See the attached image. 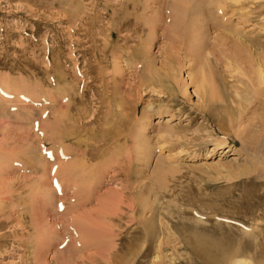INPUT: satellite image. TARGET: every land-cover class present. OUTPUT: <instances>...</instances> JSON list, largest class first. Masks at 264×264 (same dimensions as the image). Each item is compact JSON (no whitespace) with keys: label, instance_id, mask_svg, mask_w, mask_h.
Wrapping results in <instances>:
<instances>
[{"label":"rangeland","instance_id":"1","mask_svg":"<svg viewBox=\"0 0 264 264\" xmlns=\"http://www.w3.org/2000/svg\"><path fill=\"white\" fill-rule=\"evenodd\" d=\"M172 1L0 0V167L9 166L12 156L33 162H29L31 168L27 172L25 168L16 167L10 174L2 171L5 168H0V179L4 172L6 176L3 175V179L8 182L0 181V192L5 191L1 194L24 200L26 209L24 212L23 208L14 209L15 200H4L5 208L0 212V220L6 219L10 225L3 232L18 231L20 234L0 242V264H31V258L41 254V251L36 253L39 247L52 239L58 242L62 225L71 224L74 216L81 218L80 212H93L100 200L109 194L121 192L124 193L121 195L123 202L116 205L117 217H112L111 224L115 221L113 227L117 224L116 230H123V235L129 238L127 240L133 242L135 237V241L129 246L131 250L118 258L115 256L117 260L125 259V264L133 261L136 252L140 251L137 248H142L145 241L141 222L150 219L155 225V235L151 240L153 245L146 243V258L140 259L145 264L153 259L155 248L162 241L166 248L161 258L165 261L173 259L177 264H215L218 259L220 262L216 264H233V259H239L240 255L241 259L252 264H264V83L259 71L261 69L264 75V0L228 1L230 6L222 4V16L216 17L220 25L218 30L211 29L209 26L212 24H202L203 62L193 54L191 43L182 34L179 38L170 32L168 14ZM151 19L156 23H151ZM120 23L126 26L120 27ZM132 60H136L138 66ZM55 62H61V69L58 64L53 65ZM201 63L206 65L202 71ZM205 71L209 72L207 88L211 90V101L214 102L213 118L209 116L210 119L203 117L201 109L205 98L204 90L201 91V78ZM59 74H64L63 78ZM161 79L165 88L170 87L169 84L173 88L161 90ZM70 99L73 115H89L90 118L84 120L86 125L82 131L86 135L82 136V143L91 139L89 132L106 127L109 131L121 128L125 137L121 135L116 143L119 147L114 144L115 148L112 146L110 151L107 150L106 153L117 152L119 162L111 163L112 167L106 172L108 178L98 188L93 201L78 215H67L66 218L44 211L43 203H39L42 202L40 183L45 184L40 179L42 169L40 171L39 167L48 159L51 166L57 167L55 150L61 142L53 138L49 126L67 112L64 110ZM117 100L127 115L135 110V118L130 124L118 122L121 110L117 109ZM240 103L244 111H239ZM112 110H117L115 114L118 117L110 125L108 114ZM231 116L235 117L234 120ZM93 120L95 122L90 124ZM215 120L226 124L224 130L218 131ZM228 120L234 121L231 123L233 129L232 125L228 127ZM68 126L66 122L62 129L70 131ZM76 127L77 124L74 125ZM74 138L61 136V140L66 139L63 143L68 145L69 141L75 143ZM136 138L152 150L150 158H145L137 149ZM27 149L32 152L22 155ZM73 158L78 159L73 156L70 160ZM70 160L64 159L63 162ZM96 160L95 166L104 159ZM34 164L39 170L37 174L32 170ZM129 166L134 174L129 181L134 184L133 192L122 189L125 183L128 184L126 181L122 183V179L109 182L110 176L115 174V167ZM5 187L9 188L8 194ZM1 194L0 201L2 196L7 198ZM134 194L144 197V206L134 207ZM56 196L57 199L61 197L59 194ZM20 215L24 218L19 222ZM94 216L97 217V213ZM40 234L42 236L39 237ZM71 236L75 241L77 235ZM31 242L34 249L27 247ZM125 243L128 245L126 240ZM196 246L204 248L199 250ZM212 247L211 252L216 259L210 254L209 248ZM191 248L199 250L195 251L198 252L196 256ZM190 252L195 256L194 260ZM86 257L69 258L66 249L49 247L41 264H53L54 261L56 264H92V259ZM90 257H98L97 263L110 264L99 255ZM199 259L203 261L200 263Z\"/></svg>","mask_w":264,"mask_h":264},{"label":"bare ground","instance_id":"2","mask_svg":"<svg viewBox=\"0 0 264 264\" xmlns=\"http://www.w3.org/2000/svg\"><path fill=\"white\" fill-rule=\"evenodd\" d=\"M39 1V0H38ZM135 1V0H133ZM156 1V0H155ZM232 2L231 0H173L172 1V4H171V9L169 11V17H168V24L170 23L171 25V33L179 36V38L181 37L180 35L182 34L183 38H186L188 40V42L191 43V46H192V52L193 54L198 58V60H200L201 62H203V43H202V39H203V28H202V24L205 23H209V24H212L211 26H209L211 29L213 30H218V28L220 27V25L218 24V22L216 21V17L218 18V16H222V4L223 5H226L227 7L230 6V3L228 2ZM148 2V1H147ZM154 2V1H153ZM161 2V0H160ZM159 2V3H160ZM163 2V1H162ZM234 2V1H233ZM236 2V1H235ZM80 3V1H79ZM133 3V2H132ZM144 3V2H143ZM166 3V1H165ZM137 4V2H136ZM154 4V3H153ZM239 4V3H238ZM134 5V3H133ZM132 5V6H133ZM162 5V4H161ZM122 6V5H121ZM125 6V5H124ZM140 6V5H138ZM126 7V6H125ZM146 7V6H145ZM224 7V6H223ZM82 8V6H81ZM132 8V7H131ZM137 8V7H136ZM144 8V7H143ZM29 9V8H28ZM125 9V8H124ZM156 9V8H155ZM154 9V10H155ZM234 9V8H233ZM136 10V9H135ZM147 10V9H145ZM61 11V10H60ZM77 11V10H75ZM74 11V13H75ZM82 12V10H80ZM127 11V10H126ZM80 12V13H81ZM88 12V11H87ZM128 12V11H127ZM222 12V13H221ZM79 13V14H80ZM117 13V12H116ZM126 13V12H125ZM68 14V13H67ZM118 14V13H117ZM162 14V13H161ZM165 16L167 15L166 13H164ZM55 15V14H54ZM75 15V14H74ZM124 15V14H123ZM136 15V14H134ZM133 15V16H134ZM158 15V14H157ZM78 16V14L76 15ZM80 16V15H79ZM78 16V17H79ZM132 16V15H131ZM77 17V18H78ZM85 17V16H84ZM125 19H126V16H124ZM130 17V16H129ZM127 16V18H129ZM139 17V16H138ZM140 17H142L140 15ZM70 18V17H69ZM74 18V16H73ZM76 18V17H75ZM82 18V17H81ZM115 18V17H114ZM167 18V17H166ZM86 19V18H85ZM124 19V20H125ZM139 19V18H137ZM220 19V18H219ZM70 20V19H69ZM75 20V21H74ZM74 23L76 22V19H74ZM79 20V19H78ZM123 20V21H124ZM141 20V19H140ZM161 20V18H160ZM122 21V22H123ZM126 21V20H125ZM144 20H142V23ZM162 21V20H161ZM167 21V20H166ZM71 22V21H70ZM83 22V21H82ZM115 22V21H114ZM119 22V21H118ZM131 22V21H130ZM136 24L137 22H139V20L134 21ZM151 23H154L155 22V19L150 21ZM78 23V22H77ZM116 23V22H115ZM114 23V24H115ZM134 23V24H135ZM141 23V22H140ZM141 23V24H142ZM156 23V22H155ZM70 24V23H69ZM80 24V23H78ZM77 24V25H78ZM82 24V23H81ZM132 24V23H131ZM139 24V25H141ZM150 24V23H149ZM164 24V23H163ZM75 25V24H74ZM84 25V24H83ZM146 25V24H145ZM161 25V24H160ZM72 26V25H71ZM111 26V25H110ZM118 26V25H116ZM115 26V27H116ZM125 25H121L120 23V27H125ZM143 26V25H142ZM73 27V26H72ZM78 27H80V25H78ZM132 27V26H131ZM135 27V26H134ZM146 27V26H144ZM156 27V26H155ZM170 27V26H169ZM222 27V26H221ZM77 28V27H76ZM82 28V26H81ZM80 28V29H81ZM85 28V27H83ZM119 28V26H118ZM117 29V28H116ZM137 29V28H136ZM139 29V27H138ZM146 29V28H145ZM75 30V29H74ZM79 30V29H78ZM77 30V32H78ZM86 29L83 30V32L85 31ZM108 30V29H107ZM111 30V29H110ZM113 30V29H112ZM115 30V29H114ZM124 30V29H123ZM128 30V28H127ZM151 30V29H150ZM221 30V29H220ZM121 31V30H119ZM126 31V30H125ZM124 31V32H125ZM134 31V30H133ZM136 31V30H135ZM142 31V30H140ZM146 32V30H144ZM167 31V30H166ZM224 31V30H223ZM75 32V31H74ZM108 32V31H107ZM123 32V31H122ZM121 32V34H122ZM123 32V33H124ZM130 32V31H129ZM139 32V31H138ZM138 32H137V35H138ZM169 32V31H168ZM118 34V30L116 32ZM126 33V32H125ZM136 33V32H134ZM141 33V32H140ZM151 33H152V30H151ZM81 34V33H80ZM120 34V33H119ZM127 34V33H126ZM133 34V33H132ZM74 35V34H73ZM79 35V34H78ZM116 35V34H115ZM123 35V34H122ZM136 35V34H135ZM141 35V34H140ZM139 35V36H140ZM89 36V35H88ZM92 36V35H91ZM131 36V35H130ZM134 36V34H133ZM168 36V35H167ZM172 36V35H171ZM86 37V35H85ZM84 37V38H85ZM90 37V36H89ZM127 37V36H126ZM125 37V38H126ZM132 37V36H131ZM175 37V36H174ZM75 38V37H74ZM82 38V37H81ZM87 38V37H86ZM110 37H108L109 39ZM124 38V39H125ZM130 38V37H129ZM133 38V37H132ZM77 39V38H76ZM75 39V40H76ZM125 40H128V39H125ZM177 39H175L174 41H176ZM181 41V40H180ZM64 42V41H63ZM93 42V41H92ZM94 43V42H93ZM45 44V43H44ZM86 44V43H85ZM89 44V42H88ZM188 44V43H187ZM106 45V44H105ZM25 46V45H24ZM95 47V46H94ZM116 47V46H115ZM114 48V47H113ZM86 49V48H85ZM88 49V48H87ZM90 50V48H89ZM79 51V50H78ZM83 51V50H82ZM119 51V49H118ZM47 52V51H46ZM50 52V51H49ZM90 52V51H88ZM103 52V51H102ZM112 52H115L114 50ZM121 52V51H120ZM136 52V51H135ZM98 53V52H97ZM111 53V52H110ZM134 53V52H133ZM79 53H77L78 55ZM81 54V53H80ZM93 54V51L92 53ZM120 54V53H119ZM128 54V53H126ZM131 54V53H130ZM50 55V53H49ZM70 55V54H69ZM114 55L116 56V53H114ZM190 55V54H189ZM46 56V55H45ZM57 56V54H56ZM55 56V57H56ZM94 56V55H93ZM99 56V55H98ZM104 56V55H103ZM118 56V55H117ZM125 56V55H124ZM82 57V56H81ZM111 57V56H110ZM134 57V56H133ZM193 57V56H191ZM45 58V57H44ZM88 58V57H86ZM102 59V57H100ZM115 58H118V57H115ZM57 59V57L55 58ZM82 59V58H81ZM132 59V57H131ZM196 59V58H195ZM205 59V58H204ZM207 59V58H206ZM116 60V59H115ZM118 60V59H117ZM59 59L56 61L58 62ZM83 62H86V60H82ZM88 61V60H87ZM96 61V60H95ZM133 61V60H132ZM135 61V62H134ZM133 63L138 66L136 64V60H134ZM53 64V65H56L58 63ZM105 62V61H104ZM61 62H59L60 64ZM44 64V63H43ZM58 64V68L61 69V67H59L60 65ZM85 64V63H84ZM51 66V65H50ZM55 66V67H56ZM135 66V67H136ZM206 65H203V63H201V71L205 68ZM46 67V66H45ZM136 69V68H135ZM63 70V69H62ZM90 70V69H89ZM206 70V69H205ZM60 71V70H59ZM260 71V75H261V81L262 83H264V75H263V71H261V69H259ZM77 72V71H76ZM117 72V71H116ZM115 72V73H116ZM120 72V71H119ZM62 73V71L60 72ZM64 73V72H63ZM67 73V72H66ZM64 73V74H66ZM207 73L209 72H206L204 73V76L202 75V78H201V91H203L202 93L205 95V98H204V105L201 107L202 109V113H203V117H211L213 114V112L211 110H213L212 108V94H211V90H208L207 88V85H208V75ZM64 74H59V77L60 78H63V75ZM88 74V73H87ZM139 74V73H138ZM58 75V73H57ZM70 75V74H69ZM98 75V74H97ZM101 75V73H100ZM116 75V74H115ZM210 75V74H209ZM99 76V75H98ZM121 76V75H120ZM97 77V76H96ZM116 77V76H115ZM143 77V75H142ZM65 78V77H64ZM104 78V77H103ZM138 78V77H137ZM152 78V77H151ZM101 79V77H100ZM118 79V78H117ZM146 79V78H145ZM144 79V80H145ZM148 79V78H147ZM153 79V78H152ZM158 79V78H157ZM163 79V78H162ZM162 79L159 81L160 82V88L161 90H165V91H168L167 89L170 88V90L173 88V85L172 84H169L170 87H166L164 86V80L162 81ZM141 80V79H139ZM115 80H113L112 82H114ZM142 81V80H141ZM153 81V80H152ZM145 82V81H144ZM143 82V83H144ZM149 82V81H148ZM154 82V81H153ZM69 83V81H68ZM107 83V82H106ZM105 83V84H106ZM115 83V82H114ZM142 83V82H141ZM155 83V82H154ZM65 84V82H64ZM67 84V83H66ZM74 84V82H71V85ZM86 84V83H85ZM84 84V85H85ZM101 84V83H100ZM153 84V83H152ZM167 84V85H168ZM58 85V84H57ZM115 85V84H114ZM143 85V84H142ZM75 86V84H74ZM118 86V85H117ZM76 87V86H75ZM78 87V86H77ZM102 87V86H101ZM114 87V86H113ZM116 87V86H115ZM69 88V87H68ZM84 89V88H83ZM107 89V88H106ZM159 89V88H158ZM80 90V89H79ZM100 90V89H99ZM114 90V89H113ZM116 90V89H115ZM118 91V90H117ZM116 92V91H115ZM58 93V92H57ZM83 93V92H82ZM104 93V91H103ZM64 94V93H63ZM98 94V93H97ZM115 93H113L114 95ZM119 94V92H118ZM122 94V93H121ZM168 94V92H167ZM108 95V94H107ZM177 95V94H175ZM203 95V96H204ZM64 96V95H63ZM111 96V95H110ZM95 97V96H94ZM102 97V96H101ZM100 97V98H101ZM176 97V96H175ZM97 98V97H96ZM171 98V97H170ZM174 98V97H172ZM177 100V99H176ZM72 99L68 100V104H67V108L66 110L64 111H67L66 113H63L61 116H59V118L51 125L49 126V129L52 131V134H53V138L54 139H57L59 140L60 145L59 147L56 148L55 150V156H56V160L55 158L51 157L53 160L57 161L58 164L57 167L55 165L51 166L49 163L51 162V160H47V162L44 163L43 161V164L41 162L42 165H40V171L42 169V175L40 176V179L43 180V182L45 183L43 185V183H40V181H38L40 183V190H39V195L40 197L42 198V202H39V203H43V208L45 209L44 211L46 212H52V214H54V216H58L60 217V214H61V217H65L67 218V215H72L74 216V214L78 215L79 214V211L81 209H85V206L88 205L89 203H91V201H93V198L95 195H97V191L99 187H101V185L103 184V182H105V179H106V172L108 171V168H111L113 164H111L113 161H118V158L117 157V152H111V153H106L107 150L109 149L110 151V147H112L114 144H115V147L118 145L116 143L119 142V139L122 135V137H125V135L123 134V132H121V128L120 129H115V130H111L109 131L108 127L104 128V129H99V130H92L91 132H89V136H91V139H89L88 141L85 140V142L82 143V136L86 135L85 133H83L84 131H82V128L86 125L85 121L87 119H90L89 118V115H86L85 117H82L81 114L79 115H73L71 113V108L72 107ZM118 101V100H117ZM74 102V101H73ZM102 102V101H101ZM100 102V103H101ZM119 102V101H118ZM106 103V102H105ZM214 103V102H213ZM248 103V101H247ZM63 104V103H62ZM66 105V104H65ZM240 105V110H243L244 111V108L241 107V103L239 104ZM238 105V106H239ZM214 106V105H213ZM75 107V106H74ZM73 109H76L74 108ZM230 107V106H229ZM116 108V107H115ZM238 108V107H236ZM57 109V108H56ZM117 109L118 110H121V114L120 116L118 117L115 112V110H112L109 112V118L111 120L110 122V125H112V123L116 122V119L117 117L119 118V121L121 124L124 125V122L126 121V123L128 122V124L131 123V121L135 118V110H131L132 111V114H126L124 113L125 112V109H122V106L119 103H117ZM247 109V108H246ZM245 109V110H246ZM61 111V110H60ZM128 111V110H127ZM247 111V110H246ZM58 112V111H57ZM82 112V111H81ZM230 112V111H229ZM238 112V111H237ZM53 113V112H52ZM75 113V112H74ZM83 113V112H82ZM87 113V112H86ZM85 113V114H86ZM120 113V112H119ZM118 113V115H119ZM232 114V113H231ZM243 114V112H242ZM241 114V115H242ZM122 115V116H121ZM240 115V113L238 114ZM240 115V116H241ZM95 116V115H94ZM220 116V115H219ZM98 117V116H97ZM209 117V119H210ZM233 117V116H231ZM242 117V116H241ZM109 118H105L106 120H108ZM213 118V117H211ZM217 118V117H216ZM235 117H233V120H234ZM238 118V117H237ZM26 119V118H25ZM219 120V119H218ZM216 121L214 123H216V126H217V129L218 131H222L224 130V127L226 124H223V123H219V121ZM231 120V119H229ZM228 120V123H229V126L234 124V121H229ZM114 121V122H113ZM238 121V120H237ZM66 122L69 123V126L71 129L70 131L65 129L63 130L62 129V126L63 124ZM81 122V124H80ZM93 122H95V120L89 122L90 124H93ZM105 122V120H104ZM134 122V121H133ZM239 122V121H238ZM28 123V122H27ZM109 123V121H108ZM119 123V124H120ZM226 123V122H225ZM232 123V124H231ZM248 123V122H247ZM29 124V123H28ZM77 124V127L74 128V125ZM105 124V123H104ZM253 124V123H252ZM123 125H121L123 127ZM237 125V123H236ZM251 125V124H250ZM106 126H108L106 124ZM234 125L231 126V128L233 127ZM237 128V127H236ZM233 129V128H232ZM250 129V128H249ZM254 129V128H253ZM241 130V129H240ZM248 130V128H247ZM251 130V129H250ZM249 131V130H248ZM251 134V133H250ZM61 136L63 138L68 137V138H74L73 140H75V143L73 141H69V144H64L63 141L66 140V139H62L61 140ZM74 136V137H73ZM81 136V137H80ZM255 136V135H253ZM80 137V138H79ZM128 137V136H127ZM126 137V138H127ZM137 138L140 139V137L138 136ZM136 138L135 140V145H137V149L140 150V152H142V155L145 157V158H150V153L152 152V150L149 149V147L144 144V143H141L140 140H138ZM247 138V137H246ZM125 139V138H124ZM253 139V138H252ZM257 140V139H256ZM81 141V142H80ZM90 141V142H89ZM255 141V140H254ZM121 142V141H120ZM225 143V142H224ZM4 144V143H3ZM6 144V143H5ZM219 144V143H217ZM216 144V146H217ZM256 144V143H255ZM253 145V144H252ZM83 146V147H82ZM6 147V146H5ZM13 147V146H12ZM114 146L112 148H115ZM119 147V145H118ZM51 148V147H50ZM253 148V147H252ZM31 149V148H30ZM30 149H27V151L25 150L24 153L22 152L21 154L24 155H29L32 151ZM49 149V148H48ZM50 150V149H49ZM31 151V152H30ZM112 151V150H111ZM26 152V153H25ZM43 152V151H42ZM14 154V153H13ZM33 155V154H32ZM75 156L77 157L78 159H74L71 161L70 159ZM10 157V156H9ZM13 158L10 160L11 163H8L9 166H7L6 168L4 166H1L3 168H5L4 170H2L3 168H1L2 171L6 172V173H9L11 174L15 172L16 170V167H21L22 169H27L25 170V172H27L29 170V167H30V164H33V162L31 163L30 161H25V160H21L20 158H14V156H12ZM100 158H103L104 160H102L101 162H99L100 164L95 166V162L97 161L96 159H100ZM70 160L69 162H63V160ZM96 160V161H95ZM95 161V162H94ZM99 161V160H98ZM30 162V164H29ZM119 162V161H118ZM7 164V163H6ZM5 164V166H6ZM7 164V165H8ZM11 164V165H10ZM16 164V165H15ZM36 164V163H35ZM35 164L33 165V171L37 174L39 170H37L35 166ZM122 163H120L121 165ZM124 164V163H123ZM122 164V165H123ZM19 165V166H18ZM119 165V164H118ZM127 165V163H126ZM55 167V168H54ZM107 167V168H105ZM31 168V167H30ZM129 168V169H128ZM128 168H124V167H115L113 170L115 171V174L114 176H110L111 178L109 179V182L113 183L114 180H121V182L123 183V181H126L128 182V184L126 185L125 183V186H123V190L127 191H131L133 192L132 190L134 189V184L132 183H129V181H131L133 179V175H132V171L130 170V166ZM35 169V170H34ZM54 169V172L52 173L51 170ZM31 170V171H32ZM37 170V171H36ZM110 170V169H109ZM9 171V172H8ZM113 171V172H114ZM3 172V175L6 176V173L4 174ZM17 172V171H16ZM40 172V173H41ZM53 175H52V174ZM2 174V172H1ZM3 175L1 176L2 177V180L0 179L1 183L2 181L6 182L5 179H3ZM9 175V174H8ZM109 175V174H108ZM4 176V178H5ZM9 177V176H8ZM136 177V176H134ZM108 178V177H107ZM28 179V178H27ZM9 180V179H8ZM10 181V180H9ZM14 181V180H13ZM23 181V180H22ZM11 182V181H10ZM116 182V181H115ZM8 184V182H6ZM107 183V182H106ZM11 184V183H10ZM124 185V184H123ZM136 185V184H135ZM139 185V184H137ZM1 186V184H0ZM4 186V184H3ZM10 186V185H9ZM8 186V187H9ZM18 187V186H17ZM122 187V185H121ZM7 187H5L4 190H6V193L8 194L7 190L9 191V188L6 189ZM11 188V187H10ZM24 188V187H23ZM2 189V188H1ZM101 189V188H100ZM122 190V191H123ZM2 192H5V191H1L0 194ZM23 193V192H22ZM59 194L61 197H59L57 199V194ZM137 193V192H135ZM124 194V193H116V194H109L110 196H107L106 198L100 200L99 202V205L96 209H94V211H96L95 213L91 212V210H88V211H83V212H80L82 214L81 218L80 216H74L71 218V221L72 223L71 224H65V225H62V230L61 231V234H59V239H58V242L57 240L54 241V239L50 240L49 242H47L44 246H41L39 247V250L36 251V253H40L41 251V254H38V255H34L33 258H31L32 260L34 259V261L32 262L31 260V264H41L43 263L42 262V258L44 256V254L47 252V250H49V247H56L59 249H66V253H67V256L69 258H72V257H83L84 258L86 257L85 255L89 254L90 251H95V250H99L98 252H91L89 255L90 256H94L96 254V256H101V258H103L102 260H106V263H107V260L108 262L110 261V264L114 263V264H125L124 263V260L119 258L118 260L115 258V256H122L123 252H128L129 249L131 247L129 246H132L134 241H135V237L133 238L132 237V234H131V237L134 239L133 242H131L130 240H127L129 239L128 237L126 238V236L123 235L122 231L123 230H120L118 228V230H116L115 228L117 227L115 224V226L113 227L115 221L113 222V225L111 224V221L113 220V218L117 217L115 216V210H116V205L120 204L121 202H123L121 200V195ZM1 195H6V194H1ZM129 195V194H128ZM135 196H133V205L135 208H137V206L141 205V206H144V197H142L140 194H134ZM99 196V195H98ZM125 198H126V194L124 195ZM7 198H4L2 196L3 199H1L0 201V212H3L4 208H5V201H7L6 199H11V200H15L16 204L13 206L14 209H21L23 208L22 210H20V212H24L26 209H25V206H24V200L23 201H20L16 198H14L13 195L8 196L6 195ZM68 197V198H67ZM97 197V196H96ZM123 197V196H122ZM13 198V199H12ZM24 199V198H23ZM68 199V200H67ZM99 199V198H98ZM5 200V201H4ZM58 201H62V203H58ZM65 201V202H63ZM132 201V200H131ZM10 202V201H9ZM139 203V204H138ZM124 205V204H122ZM146 205V204H145ZM39 206V205H38ZM133 207V206H132ZM147 207V205H146ZM94 208V207H93ZM122 208V207H121ZM141 208V207H140ZM8 209V208H7ZM142 209V208H141ZM148 209V208H147ZM135 210V209H134ZM137 210V209H136ZM135 210V211H136ZM144 210V209H143ZM142 210V211H143ZM151 210V209H150ZM18 211V210H17ZM152 211V210H151ZM45 212V213H46ZM144 212V211H143ZM40 213V211H39ZM97 213V217L94 216L95 214ZM135 213V212H134ZM117 214V213H116ZM2 215V214H1ZM0 215V216H1ZM41 216V215H40ZM51 216V215H50ZM115 216V217H114ZM5 217V216H4ZM36 217V216H35ZM57 217V218H58ZM113 217V218H112ZM15 218V217H13ZM22 218H24V215H20V217H18V220L20 222V220H22ZM45 218V217H44ZM65 218V219H66ZM69 218V217H68ZM119 218V216H118ZM120 218H123V217H120ZM119 218V219H120ZM10 219V218H8ZM35 219V218H34ZM33 219V220H34ZM95 219V220H94ZM3 220V219H2ZM0 220V242L10 238V236L13 237V235L15 234H20V233H17L15 231H13V233H7V232H3V229L5 230L8 226V222L6 219H4V221ZM6 220V221H5ZM37 220V219H36ZM46 220H47V217H46ZM63 220V218H62ZM15 221V220H14ZM41 221V220H39ZM68 221V220H67ZM103 221V222H102ZM65 222V220H64ZM102 222V223H101ZM117 222V221H116ZM119 222V221H118ZM69 223V221H68ZM24 224V223H23ZM155 224V223H154ZM10 225V224H9ZM26 225V224H25ZM58 225V224H57ZM141 225H142V230L143 233H144V236H145V241L142 243L141 247L142 248H137V249H140L139 252H136L137 254H135L136 256H134L133 258V261L129 264H145L143 262H140V259L147 256V251H148V245L146 246V243H149V244H152L153 240V236L155 235V225H153V222H151L150 219L148 220H144L141 222ZM13 226V225H12ZM22 226V225H21ZM55 226V225H54ZM123 227V226H122ZM23 228V227H22ZM124 228V227H123ZM21 229V228H20ZM12 230V229H11ZM138 230V229H137ZM59 231V230H58ZM23 231H21L22 233ZM135 232V231H134ZM132 232V233H134ZM167 232V231H166ZM136 233V232H135ZM140 233V232H139ZM56 234V233H55ZM58 234V233H57ZM71 235H77V238L75 239V241H72V236ZM139 235V234H138ZM39 237L42 236L41 234L38 235ZM130 236V235H129ZM137 236V233L136 235ZM143 236V235H142ZM11 237V238H12ZM58 237V236H57ZM118 238V239H117ZM131 238V239H132ZM143 238V237H142ZM17 239V238H16ZM14 239V240H16ZM19 239V238H18ZM132 239V240H133ZM169 239V238H168ZM36 240V239H35ZM37 240H38V237H37ZM128 242V245L127 243L124 244V242ZM144 240V238L142 239ZM164 240V239H162ZM54 241V242H52ZM129 241L132 243L129 244ZM157 241V240H156ZM160 241V240H159ZM158 241V242H159ZM168 241V240H167ZM185 241V240H184ZM19 242V241H18ZM35 242V241H34ZM141 242V241H140ZM138 241V243H140ZM183 242V241H182ZM186 242V241H185ZM183 242V244L185 243ZM38 243V242H37ZM157 243V242H156ZM202 243V242H201ZM33 242L31 243H28V246L27 247H30V248H33ZM36 244V243H35ZM141 244V243H140ZM2 245V244H1ZM25 245V244H24ZM37 245V244H36ZM153 245V244H152ZM35 246V245H34ZM138 246V244H137ZM156 246V245H155ZM186 245L184 244L183 247H185ZM202 246V245H201ZM204 246V244H203ZM210 246V245H209ZM157 248H155L156 250V253H154V257L152 260H149V263L147 264H177L175 262V260L173 259H170V260H166L165 259L163 260L161 257L162 256V251L166 248L165 246V243L164 241L158 243V245L156 246ZM197 247V246H196ZM200 247V246H199ZM197 247V248H199ZM205 247V246H204ZM204 247H201L199 248V250H203ZM215 247V246H214ZM218 247V246H217ZM7 248V247H6ZM173 248V247H172ZM186 248V247H185ZM188 248V247H187ZM216 248V247H215ZM214 248V250H215ZM2 249V248H1ZM34 249V248H33ZM125 249V250H124ZM154 249V247H153ZM220 249V248H219ZM101 250V252H100ZM131 250V249H130ZM154 250V252H155ZM169 250V249H168ZM193 250V251H192ZM198 249H195L194 248L192 249L191 248V252H194V255L198 252H195L197 251ZM198 250V251H199ZM6 251V250H5ZM209 251H213V247L212 248H209ZM218 251V250H217ZM224 251V250H223ZM190 252V253H191ZM207 252V251H205ZM204 252V254H205ZM216 252V250H215ZM222 252V251H221ZM84 253V254H83ZM95 253V254H93ZM121 255H120V254ZM200 253H203V251ZM199 253V254H200ZM217 253V252H216ZM92 254V255H91ZM131 254V252H130ZM167 254V253H165ZM192 254V253H191ZM190 254V255H191ZM211 255L213 254V252L210 253ZM220 254V253H218ZM81 255V256H79ZM89 255H87L88 257L86 258H91L93 262H91L92 264H94V261H96L95 263L96 264H100V263H97V258L96 257H90ZM126 255V254H124ZM164 255V254H163ZM186 255V253H185ZM193 255V254H192ZM192 256V259L196 256ZM209 255V254H208ZM217 256V254H215ZM237 255V254H236ZM106 256H107V259H106ZM199 257V255H197ZM203 256V255H202ZM215 256V257H216ZM220 256V255H219ZM233 256V255H232ZM239 256V255H237ZM243 256V255H242ZM169 257V256H168ZM240 258L238 259H233L234 262H231L233 264H252L249 260H244V259H241V255L239 256ZM146 258V257H145ZM144 258V260H145ZM191 258V257H190ZM213 258H214V254H213ZM212 258V260H213ZM218 258V257H217ZM18 259V258H17ZM188 259V258H187ZM196 259V258H195ZM209 259V257H208ZM216 259V258H214ZM194 260V259H193ZM220 262V259H218ZM227 260V259H226ZM201 261V259H199V262ZM203 261V260H202ZM201 261V262H202ZM215 261V260H214ZM213 261V262H214ZM55 263L53 264H56V261H54ZM105 262V261H104ZM112 262V263H111ZM148 262V261H147ZM188 262H191L190 260ZM196 262V261H195ZM200 262V263H201ZM216 262V261H215ZM216 262V263H218ZM90 263V262H89ZM184 263V261H183ZM194 263V262H192ZM191 263V264H192ZM215 263V264H216ZM223 263V262H222ZM21 264H25V263H21ZM28 264V263H26ZM67 264V262H66ZM84 264V263H83ZM196 264V263H195ZM203 264H205V262H203ZM226 264V263H225ZM229 264H231L229 262Z\"/></svg>","mask_w":264,"mask_h":264}]
</instances>
